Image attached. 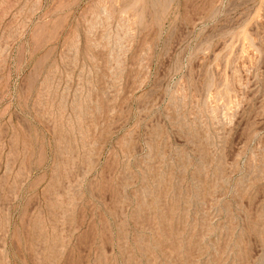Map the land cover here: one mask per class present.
<instances>
[{"label": "rangeland", "instance_id": "rangeland-1", "mask_svg": "<svg viewBox=\"0 0 264 264\" xmlns=\"http://www.w3.org/2000/svg\"><path fill=\"white\" fill-rule=\"evenodd\" d=\"M0 264H264V0H0Z\"/></svg>", "mask_w": 264, "mask_h": 264}]
</instances>
